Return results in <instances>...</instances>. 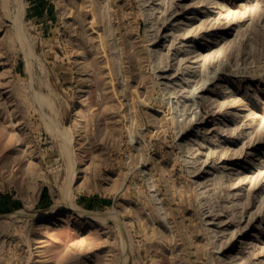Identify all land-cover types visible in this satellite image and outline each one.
I'll return each mask as SVG.
<instances>
[{"label":"rangeland","instance_id":"374dc122","mask_svg":"<svg viewBox=\"0 0 264 264\" xmlns=\"http://www.w3.org/2000/svg\"><path fill=\"white\" fill-rule=\"evenodd\" d=\"M0 264H264V0H0Z\"/></svg>","mask_w":264,"mask_h":264},{"label":"bare ground","instance_id":"6f19581e","mask_svg":"<svg viewBox=\"0 0 264 264\" xmlns=\"http://www.w3.org/2000/svg\"><path fill=\"white\" fill-rule=\"evenodd\" d=\"M28 65H29V64H28ZM37 96H38V95H37ZM66 198H67V197H66ZM68 198H69V196H68ZM69 199H70V198H69ZM62 200H63V199H62ZM68 203H69V202H68ZM68 203H67V204H68ZM69 204H70V203H69ZM71 205H72V204H71ZM69 206H70V205H69ZM69 206H68L67 208H69ZM72 207H73V206H72ZM70 208H71V207H70ZM73 208H74V209H72V208H71V209H72V210H75L76 207H73ZM78 209H79V208H78ZM82 211H83V210H81V212H82ZM75 212H77V211H75ZM83 213H84V212H83ZM75 214H76V213H75ZM77 215H78V214H77ZM79 215H80V214H79ZM96 216H97V215H96ZM94 217H95V216L93 215L92 218H94ZM96 218H97V217H96ZM123 249H124V248H123Z\"/></svg>","mask_w":264,"mask_h":264}]
</instances>
